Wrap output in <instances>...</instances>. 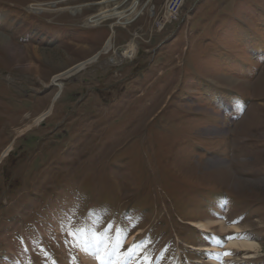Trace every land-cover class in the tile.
Here are the masks:
<instances>
[{
	"label": "rangeland",
	"instance_id": "1",
	"mask_svg": "<svg viewBox=\"0 0 264 264\" xmlns=\"http://www.w3.org/2000/svg\"><path fill=\"white\" fill-rule=\"evenodd\" d=\"M0 36V264H264V0H0Z\"/></svg>",
	"mask_w": 264,
	"mask_h": 264
},
{
	"label": "bare ground",
	"instance_id": "2",
	"mask_svg": "<svg viewBox=\"0 0 264 264\" xmlns=\"http://www.w3.org/2000/svg\"><path fill=\"white\" fill-rule=\"evenodd\" d=\"M2 40L3 39L0 36V41H2ZM6 45H7V43H6ZM189 224L192 225V226H194V227H196L199 230H202V231H207V227L209 225V224H207L204 221H190ZM231 229L233 231H238L239 230V227H237L235 225H232L231 226ZM229 246L239 247L241 249H245V248H251V249L254 248L255 249V248H258L259 247V244H258L257 241L250 239L248 236H244V237L239 236L237 238L230 239L229 240ZM203 250L215 251L216 249L214 247L213 248L212 247H208V248H204Z\"/></svg>",
	"mask_w": 264,
	"mask_h": 264
},
{
	"label": "snow or ice",
	"instance_id": "3",
	"mask_svg": "<svg viewBox=\"0 0 264 264\" xmlns=\"http://www.w3.org/2000/svg\"><path fill=\"white\" fill-rule=\"evenodd\" d=\"M105 257L103 255H97L96 259L102 261Z\"/></svg>",
	"mask_w": 264,
	"mask_h": 264
},
{
	"label": "trees",
	"instance_id": "4",
	"mask_svg": "<svg viewBox=\"0 0 264 264\" xmlns=\"http://www.w3.org/2000/svg\"><path fill=\"white\" fill-rule=\"evenodd\" d=\"M64 31H55L54 34H61L63 33ZM26 143V142H25Z\"/></svg>",
	"mask_w": 264,
	"mask_h": 264
}]
</instances>
